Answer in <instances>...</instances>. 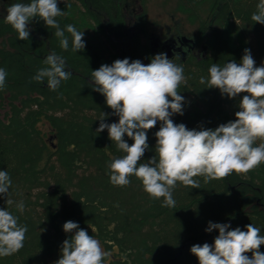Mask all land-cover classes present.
<instances>
[{"label":"trees","instance_id":"trees-1","mask_svg":"<svg viewBox=\"0 0 264 264\" xmlns=\"http://www.w3.org/2000/svg\"><path fill=\"white\" fill-rule=\"evenodd\" d=\"M130 0H58L66 15L57 17L62 29L74 25L84 32L85 49L62 50L55 29L39 18L30 25L27 41L5 22L7 8L30 0H0V68L7 72L0 90V171H7L12 184L8 196L0 194V209H6L28 228L24 246L15 254L0 257V264H55L61 257L69 220L98 239L110 252L105 264H199L190 249L194 244L214 242L218 230L205 231L208 223H227L231 228L252 223L264 235V164L247 174L232 173L205 183L194 177L200 188L177 183L173 190L175 207H163V198L153 199L135 176L127 186L110 183L108 164L124 155L109 139L107 129H96L100 116L105 123H118L105 97L91 87V73L117 59L151 62L156 54L141 37L146 32L147 13L136 15L138 31L129 29L126 10ZM141 7L147 0H138ZM210 6L211 19H201L199 8ZM259 0H179V11L191 23L198 22L195 51L182 61L186 83L178 89L198 103H184L183 115L174 123L188 129H215L235 120L239 101L206 88L200 77L208 78L213 63H239L249 49L255 66L264 65V25L251 20ZM65 58L71 72L56 91L32 79L51 52ZM171 99V98H169ZM160 122L147 131L149 149L142 163L155 155ZM129 145L133 141L125 134ZM260 141H257V144ZM12 199L11 206L6 204ZM23 201L20 212L16 204ZM230 228V230H231ZM264 253V245L260 246ZM251 256V253H247Z\"/></svg>","mask_w":264,"mask_h":264},{"label":"clouds","instance_id":"clouds-1","mask_svg":"<svg viewBox=\"0 0 264 264\" xmlns=\"http://www.w3.org/2000/svg\"><path fill=\"white\" fill-rule=\"evenodd\" d=\"M66 12L58 7V0H30L17 2L7 8L5 22L18 34V39L27 41L30 23L39 18L48 28L55 29L62 50H68L71 34L72 51L85 49L84 32L74 25L62 29L57 17ZM251 20L264 25V0H259ZM46 67L38 69L32 79L47 82V87L56 91L62 81L71 77L66 71V61L56 52H51L43 61ZM209 76L200 77L206 88L219 89L221 95L232 99L241 93L239 111L235 120L222 123L215 129L200 127L188 129L183 123H174V114L183 115L185 99L178 89L186 78L182 65H177L167 54H156L151 62L117 59L111 65L103 64L91 73V87L105 97L106 105L118 116V123H105L102 113L96 133L107 129L109 139L115 142L124 155L114 158L109 164L110 183L127 186L135 176L143 190L153 199L163 198V207H175L173 190L177 183L191 188H200L194 177H203L205 183L226 178L232 173L247 174L264 164V65L255 66L250 50L245 49L239 63L235 60L220 66L213 63ZM7 72L0 68V90L6 85ZM171 98V99H169ZM160 122L155 133V155L141 162L149 149L147 131ZM125 134L133 143L124 139ZM257 141H260L257 144ZM12 181L7 171H0V194L8 196ZM12 199L6 204L11 206ZM20 212L23 201L16 204ZM227 223L209 222L206 232L218 230L212 244H194L190 251L199 264H264V245L261 229L252 223L231 228ZM65 233H73L65 239L61 257L55 264H105L111 253L101 246L98 239L89 235L71 220L63 224ZM27 226L18 223V218L8 208L0 209V257L17 253L26 239ZM251 253V256L247 255Z\"/></svg>","mask_w":264,"mask_h":264},{"label":"rangeland","instance_id":"rangeland-1","mask_svg":"<svg viewBox=\"0 0 264 264\" xmlns=\"http://www.w3.org/2000/svg\"><path fill=\"white\" fill-rule=\"evenodd\" d=\"M130 7L126 10V18L129 29L132 32L138 31L135 26L136 15L143 8L147 13L146 32L141 37L143 42L146 41L145 36L155 35L165 40L170 32L180 31L187 38L197 40L198 38V22L191 23L187 16L183 15L178 9L179 0H147L145 6L141 7L138 0H130ZM210 6L203 4L199 8V16L201 19H211L213 12H209ZM183 96V95H182ZM185 103L191 107H199L189 96H183Z\"/></svg>","mask_w":264,"mask_h":264},{"label":"water","instance_id":"water-1","mask_svg":"<svg viewBox=\"0 0 264 264\" xmlns=\"http://www.w3.org/2000/svg\"><path fill=\"white\" fill-rule=\"evenodd\" d=\"M147 42L152 53H165L169 59L179 58L182 61H186L194 51L197 43L194 39L187 38L183 35L177 40L174 38L162 40L155 35H150L147 36Z\"/></svg>","mask_w":264,"mask_h":264},{"label":"flooded vegetation","instance_id":"flooded-vegetation-1","mask_svg":"<svg viewBox=\"0 0 264 264\" xmlns=\"http://www.w3.org/2000/svg\"><path fill=\"white\" fill-rule=\"evenodd\" d=\"M181 35H182L181 32L177 30L175 32H170L169 36L166 39L174 38L177 40ZM195 41L197 42V40H195ZM194 51H195V49H194Z\"/></svg>","mask_w":264,"mask_h":264}]
</instances>
